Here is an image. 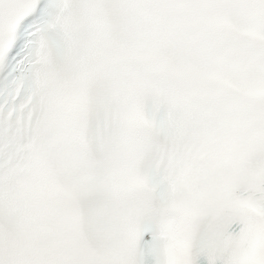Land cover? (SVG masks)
I'll use <instances>...</instances> for the list:
<instances>
[{"label":"snow or ice","instance_id":"1","mask_svg":"<svg viewBox=\"0 0 264 264\" xmlns=\"http://www.w3.org/2000/svg\"><path fill=\"white\" fill-rule=\"evenodd\" d=\"M0 264H264V0H0Z\"/></svg>","mask_w":264,"mask_h":264}]
</instances>
